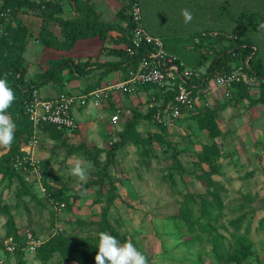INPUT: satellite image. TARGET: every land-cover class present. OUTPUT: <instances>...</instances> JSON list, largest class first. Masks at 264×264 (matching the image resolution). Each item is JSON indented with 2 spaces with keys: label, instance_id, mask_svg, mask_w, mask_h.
<instances>
[{
  "label": "rangeland",
  "instance_id": "obj_1",
  "mask_svg": "<svg viewBox=\"0 0 264 264\" xmlns=\"http://www.w3.org/2000/svg\"><path fill=\"white\" fill-rule=\"evenodd\" d=\"M49 1L62 8L65 18H75L85 4ZM223 1L140 0L150 31L194 76L205 79L202 74L214 51L237 36L253 44V64L263 74L264 30L249 33L230 22L218 11ZM227 1L234 12L245 9L264 16V0ZM49 10L18 7L14 19L9 11H0V62L7 64L20 55L26 78L34 81L61 60L49 56L62 40ZM125 22L114 23L113 29L123 31ZM198 32L216 40L208 43L205 37L202 46L196 43ZM42 36L49 37L48 44ZM121 40L117 35L108 42L114 43V50ZM104 74L72 78L67 68L56 74V91L65 90L71 80L72 91H82L89 101L75 111L76 126H39L31 135L36 146L21 142L17 159L11 161L14 172L8 176L0 163V264H264V101L250 102L260 94L258 85L240 82L248 94L234 104L224 99L221 89L198 92L196 109L163 126L144 115L154 106H149V96L125 99L113 123L107 119L113 107L101 98L93 104L91 84L85 85ZM228 89L230 96L233 87ZM161 95L159 91L153 96L158 100ZM206 107L216 109L208 115ZM133 108L143 112L133 131L140 141L127 140L108 156ZM16 120L13 111L0 122V158L10 149L4 142ZM24 155L31 156L36 168L20 163ZM108 196L112 199L104 216L125 242L109 230L100 231Z\"/></svg>",
  "mask_w": 264,
  "mask_h": 264
},
{
  "label": "trees",
  "instance_id": "obj_2",
  "mask_svg": "<svg viewBox=\"0 0 264 264\" xmlns=\"http://www.w3.org/2000/svg\"><path fill=\"white\" fill-rule=\"evenodd\" d=\"M75 3H78L76 0H73ZM79 1V0H78ZM140 8H141V16L143 12V6L141 7V2L138 0ZM144 3V0H143ZM37 7V8H49L50 10V17L52 20L58 23L60 28V35L62 37L61 42L56 45L55 47L60 49H69L73 46L75 41L79 38L84 37H92L96 34L100 35L101 37L105 36L108 30L115 28L114 24H107L103 20L100 19V16L98 15V12L95 8H93L91 5H85L80 7L79 15L75 18H64L60 16L62 12V8L58 6L57 4H53V1L49 0H39L38 2L35 0H1V8L0 11H9L8 13L11 15V18L14 19L16 9L18 7ZM218 11L224 16H226L230 22L232 23H238L242 26L243 30L249 33H256L264 30V16L259 12H254L249 14L245 9L239 10L237 12H234L230 6L227 0H224L219 6ZM116 14L118 17L122 18L123 20H126V26L125 29L122 31V39L125 44H130L128 31L132 25L133 21L130 19V17L125 14V5L118 9L116 11ZM56 15V16H55ZM145 15V14H144ZM49 16V15H48ZM146 17L147 16H143ZM143 19L142 23L145 21V18ZM148 24V29L150 31V26L148 21H145ZM21 25V24H20ZM103 27V30L101 29ZM21 32L25 35V26L21 25ZM45 30V28L43 27ZM147 29V28H145ZM147 29V30H148ZM153 35H156L155 33H152ZM43 35H45L43 33ZM49 37L52 39V36L50 34ZM198 36L199 41L196 42L203 46L204 38L211 36L203 35L202 33H196ZM46 36H42L41 39H43V44H48L50 39L49 37L45 38ZM56 37L55 35L53 36ZM57 39V38H55ZM207 39V42L210 43V41L216 40L214 39ZM198 46V45H197ZM120 51H122V54L124 55V60L127 62L126 64H131L133 61L137 60L139 56H141L143 53H145L148 49L146 45L141 46L138 48L137 53L133 56L127 55L126 51H124L123 47L119 48ZM254 52L253 44L249 42L248 40L244 38H240L237 36L235 40L231 42V44L223 49L214 51L212 58L209 60V62L206 64V70L203 72L202 77L205 79H202L200 75L190 76L188 80L189 84H196V85H204L207 81H209L210 77L215 74V71L220 70L222 72L219 73H230L234 68H236L240 64H244L245 60L247 59V66H245L246 70H252L256 76L259 78V84L258 88L260 90V94L256 99L250 100V102H263L264 101V73H260L253 64V55ZM172 53V52H170ZM61 60H55L52 63V67L50 66L47 71L44 72V76L38 80L34 81L32 78H26L27 74V66L22 62L20 55L15 57V60L10 61L7 64H3L0 62V84L3 87L4 94L0 96V122H2L5 115L12 113L13 111L17 115V120L14 122V128L13 130L7 131V139H5L4 147L10 148L6 153H4L0 158L1 166L7 171L8 176L10 175V171H13L11 161L17 159V153L19 152L18 148H20L21 142L27 143L28 140L32 135V132L36 128H40L39 126L43 127H49V128H56V129H64L56 127L53 124L50 123H43L40 124L37 127H34L30 120L28 119V115L25 112V104L27 100H29L31 96V92L33 89H38L41 86L51 82L55 85L53 82L54 76L57 74H60L64 71L65 68L69 71V76L72 78L80 77L82 75H85L89 70L90 67L87 62H74V60L70 57H62ZM180 59V58H178ZM204 61V60H203ZM203 61L199 60V63H203ZM115 64L114 66H116ZM217 73V72H216ZM201 74V73H200ZM205 75V76H204ZM195 77H198L195 80ZM200 77V78H199ZM235 83V82H234ZM241 84V83H240ZM239 83H235L231 86L233 89H231V95L224 97V99H228L227 101H232L234 104L235 102H238L242 97H246L247 87L240 85ZM61 92V91H60ZM62 92L69 93L67 90H63ZM154 92H159V90L154 89ZM58 93V92H57ZM235 93V94H234ZM70 94V93H69ZM159 95V94H158ZM173 96V91H167L165 95V102L168 100H171ZM148 99V98H147ZM165 102L161 107L165 106ZM156 105L151 106L147 113H144V115L149 119H154V109ZM134 111L131 114V117L125 121V125L123 129L118 133L120 138L116 140L114 143H112L109 150H107L108 156H112L114 150L118 147H121L124 145V143L127 140L135 141V143H138L139 137L138 135L133 132L134 131V124L136 123L137 118L142 115L143 112H140L139 109L133 108ZM205 112L204 114L212 115V112L215 111L216 108H204ZM156 110V109H155ZM202 112V111H201ZM200 113V112H199ZM203 115V114H201ZM143 116V115H142ZM201 117V116H199ZM201 119V118H200ZM155 120V119H154ZM156 121V120H155ZM160 126H163L161 123H159ZM129 132H133V136L131 138L128 137ZM22 164H27L26 162ZM14 172V171H13ZM105 175V174H104ZM93 180H89L86 185H89ZM100 182L102 183V179H100ZM106 205L102 208L103 213V219L100 226V231L104 232L105 230H109L112 236L118 240V241H127V238L120 234L112 225L109 224L106 217L104 216L108 210V207L110 205V201L112 199L111 196L107 197ZM5 210V209H4ZM7 214V220L9 224H12V215L8 214V212H5Z\"/></svg>",
  "mask_w": 264,
  "mask_h": 264
},
{
  "label": "built area",
  "instance_id": "obj_3",
  "mask_svg": "<svg viewBox=\"0 0 264 264\" xmlns=\"http://www.w3.org/2000/svg\"><path fill=\"white\" fill-rule=\"evenodd\" d=\"M126 14L133 21V25L128 30L130 44L123 46L124 51L130 57L136 54L138 48L143 45H146L148 49L137 60L127 66L123 79L93 90L90 95L94 99L107 98L111 90L134 96L139 88L152 86L162 94L156 100L154 94H152L153 92L150 93L149 97L152 104L150 103L149 106L156 105L157 107L153 117L158 123L169 125L179 118L184 111L194 107L200 98L198 92L209 94L212 90L218 88L223 91V95L228 96V87H231L234 82H241L248 87L259 84V78L256 74L254 72L248 73L245 69L247 59L244 64L238 65L230 73L213 74L211 82L208 81L209 84H189L187 79L194 72L175 54L164 49L163 41L159 36L151 34L144 28L138 0H127ZM154 89L151 91H154ZM167 91H173V96L171 100L165 102L164 96ZM3 94V87L0 84V96ZM164 102L165 106L161 107ZM85 103L86 96L84 94L74 95L61 91L51 96H44L39 93L38 89H33L29 100L25 104V112L34 127L43 123H50L59 128L72 129L76 126L72 106L74 104L82 106ZM119 118V109H117L110 116V121L115 123ZM27 146L29 148L36 146V139L30 138ZM21 158L20 163L29 162L30 165L36 168L31 156L24 155ZM10 249H13V245Z\"/></svg>",
  "mask_w": 264,
  "mask_h": 264
},
{
  "label": "crops",
  "instance_id": "obj_4",
  "mask_svg": "<svg viewBox=\"0 0 264 264\" xmlns=\"http://www.w3.org/2000/svg\"><path fill=\"white\" fill-rule=\"evenodd\" d=\"M79 1L84 2L85 5H91L93 8L96 9L97 12L100 11V14H101L100 19L103 21H110L113 24L119 23V21H123L122 18L117 16L116 11L118 9L122 8L124 5H125V14H126L127 0H79ZM62 14L63 13L61 12L60 15L62 16ZM75 16L77 17L78 13H76ZM62 17L65 18L64 15ZM34 21L36 22V20H34ZM144 28H146V27L144 26ZM121 29L122 28H119V26H118L117 29L108 30L104 36V39H103V37H101L98 34H96L92 37L79 38L75 41L73 46L69 49L52 48L51 49L52 53L49 56L53 57L54 59L59 58V57L62 58L64 56H66V57L72 58L75 62H87L89 67H90V70H89L90 73H88L89 72L88 71L85 75H82L84 77H86L89 74L93 76L94 72L98 73V72L105 71L104 77H102L100 79L99 75H96V77L94 78L93 81L89 80V83H87L88 80H85V81L84 80H77L81 84L87 83V84H85L86 86L91 84L92 89L90 90V92H92L93 90L98 88L97 86H99V87L104 86L110 80H113L112 82H115L117 80H121L125 76L128 64H126V61L124 60V55L122 54V51H120V49H119V48H122L125 45V43L122 39L120 42V45L117 46V49L113 50L112 48L115 47L114 43L111 41L108 42V39H110L111 37H116L117 35L121 37V35H122ZM147 31L149 32V30H147ZM126 32H128V31H126ZM60 37H61V35H60ZM72 49L75 50V52L73 54L71 53ZM115 51L118 53L117 55L114 54ZM43 57L45 60L46 56L44 55ZM115 64H117L116 65L117 67L114 66ZM98 80H99V82H98ZM70 81L71 80L66 82V84L64 86V88H66L65 90L69 91L70 94H74V95L84 94L82 91L81 92L77 91L79 93L72 91V89L69 87V84L71 83ZM152 89H154L152 86H145L144 88H141V89L139 88L138 90L136 89L137 94H135L134 96H131L127 93H120L118 91L111 90L109 92L107 98H102V100H105L107 102V105H111L113 107V110L107 115L108 121L110 122V116L117 109H119L117 107L122 103L125 104L124 103L125 99H128V100L129 99H133V100L134 99H137V100L142 99L143 100L144 97L151 95L150 93L153 92V91H151ZM56 90H57L56 87H54V84L51 82H49V83L41 86L40 88H38L39 93L41 95H44V96H51V95L56 94L57 92H60V91H56ZM63 90L64 89H62L61 91H63ZM90 92H87V94ZM96 101H98V100L94 99L93 104H95ZM87 103H89L88 100L82 106H80L79 104H74L72 106V113H73L74 118H76L75 117L76 116L75 111L82 108L83 106H86ZM197 107H198V104H195L191 110L196 109ZM94 108H95V105H94ZM115 108H117V109H115ZM191 110L184 111L183 115H185L186 113H188V111H191Z\"/></svg>",
  "mask_w": 264,
  "mask_h": 264
}]
</instances>
